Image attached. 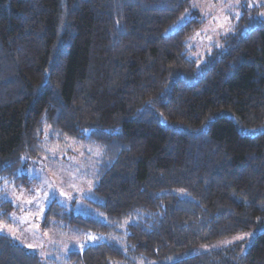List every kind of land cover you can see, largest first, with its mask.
<instances>
[{"label":"trees","instance_id":"1","mask_svg":"<svg viewBox=\"0 0 264 264\" xmlns=\"http://www.w3.org/2000/svg\"><path fill=\"white\" fill-rule=\"evenodd\" d=\"M191 0H0V224L6 190L52 146L88 142L89 209L53 198L41 227L94 235L66 264H264V21L242 14L201 56ZM192 12V10H190ZM75 146V145H73ZM53 259V258H51ZM0 232V264H52Z\"/></svg>","mask_w":264,"mask_h":264},{"label":"rangeland","instance_id":"2","mask_svg":"<svg viewBox=\"0 0 264 264\" xmlns=\"http://www.w3.org/2000/svg\"><path fill=\"white\" fill-rule=\"evenodd\" d=\"M244 6L257 7L255 16L264 21V0H191V8L169 25L167 32L176 30L192 16L203 20L197 31L188 38L187 43L190 55L201 56L212 45L223 47V36L238 20ZM64 146L67 149L72 147V152L65 156V159L62 157L63 154H67L65 147L52 146L47 148L38 159L27 164L23 171L27 172L33 182L28 187L12 186L6 190V196L12 201L15 210L10 214L12 221L10 224H0L2 229L0 232L8 234L26 248L36 250L44 262L54 259L52 264H66L63 258L69 250L83 247L87 243L86 238L88 242H92L95 238L90 233H87L85 238L83 232L55 231L41 227L44 212L53 198L76 213L86 214V210L89 209L83 201L84 197L90 196L87 190L89 181L84 173L89 155L83 150L91 149L92 146L88 142L82 144L70 142ZM92 149L93 152L97 150L95 145ZM262 230L264 224L222 241L243 240L246 249L252 237ZM220 244L221 241L207 243L137 264L166 263L212 249Z\"/></svg>","mask_w":264,"mask_h":264},{"label":"snow or ice","instance_id":"3","mask_svg":"<svg viewBox=\"0 0 264 264\" xmlns=\"http://www.w3.org/2000/svg\"><path fill=\"white\" fill-rule=\"evenodd\" d=\"M0 231H2V229H0ZM241 239H242V237H241Z\"/></svg>","mask_w":264,"mask_h":264}]
</instances>
